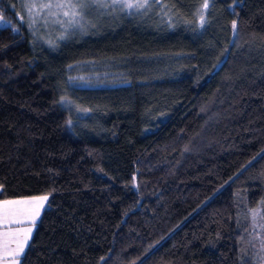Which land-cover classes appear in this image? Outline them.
Returning <instances> with one entry per match:
<instances>
[{"label": "trees", "instance_id": "trees-1", "mask_svg": "<svg viewBox=\"0 0 264 264\" xmlns=\"http://www.w3.org/2000/svg\"><path fill=\"white\" fill-rule=\"evenodd\" d=\"M204 2L0 0V200L47 197L18 264H264V0Z\"/></svg>", "mask_w": 264, "mask_h": 264}, {"label": "rangeland", "instance_id": "rangeland-1", "mask_svg": "<svg viewBox=\"0 0 264 264\" xmlns=\"http://www.w3.org/2000/svg\"><path fill=\"white\" fill-rule=\"evenodd\" d=\"M108 1L114 3L113 0ZM108 1L95 0V2H93V0H70L72 4L79 5L83 3L86 5L84 8H76V11L79 12L80 15L76 16L75 18H73L71 15L73 11L72 8H60L55 6L58 3L67 4L69 3V0H24L25 3H23V0H21L24 5L19 6V9L16 11V13L19 19L26 23V28L30 32H34V29L39 26L40 22L43 23V26H49V23L50 25L54 23L51 20H54L55 25H58L56 31L58 30L57 33L60 34L62 32H71L73 29H88L91 26L99 28L101 25L110 22L111 19H113L111 16L113 9H110V4ZM138 2H142V0H118V2L115 4L122 5L124 8H129L125 6L126 3L135 4ZM42 4H52L53 6L51 8H42L40 7ZM119 8L121 9L120 6ZM65 12H68L69 15H65ZM36 30L37 29H35V31Z\"/></svg>", "mask_w": 264, "mask_h": 264}, {"label": "snow or ice", "instance_id": "snow-or-ice-1", "mask_svg": "<svg viewBox=\"0 0 264 264\" xmlns=\"http://www.w3.org/2000/svg\"><path fill=\"white\" fill-rule=\"evenodd\" d=\"M93 2H95V0H93ZM114 3L118 2V0H113ZM147 2V0H144V2H138V3H126V7H138V8H143L145 6V3ZM53 5L52 4H42L40 5V7L42 8H51ZM56 7H70L73 9L71 15L73 16V18H75L76 16L80 15L79 12L76 11V8H84L86 7L85 4L81 3L79 5L77 4H72L69 0V3L64 4V3H58L55 5ZM102 6H107V5H102ZM209 7L208 5V0H205V2L203 3V5L201 6V9H199L198 11L201 12V15L199 17V23L200 26L203 27L204 23H205V18L204 15L202 14L203 9H207ZM65 15H69L68 12L64 13ZM0 21H2V18H0ZM74 22V21H73ZM236 22L233 21L232 22V27L233 29L236 28ZM47 197L46 196H42V197H29L26 199H22V200H5L3 202H0V223H12L13 222V218L15 217H19V216H26L28 218H34L35 216L39 215V208L42 207V202L44 200H46ZM27 205H32V207H27ZM262 205H264V202H262ZM254 214H258L255 210H254ZM16 223H21L22 221L20 220H15ZM31 232V229H22V228H17V229H10V228H6V230L4 231V233L0 234L3 236V249L5 252V255H11L13 257L19 256L21 252H23V248H24V243L27 242L28 239V233ZM23 234V243H20L18 240V237ZM10 237H12L13 239L16 240V242L18 243V247L14 250H12L11 252H9L8 250V244L11 242L10 241ZM14 264V262H13Z\"/></svg>", "mask_w": 264, "mask_h": 264}, {"label": "crops", "instance_id": "crops-1", "mask_svg": "<svg viewBox=\"0 0 264 264\" xmlns=\"http://www.w3.org/2000/svg\"><path fill=\"white\" fill-rule=\"evenodd\" d=\"M43 195H38V196H30V197H42ZM29 197H23V198H14V199H5V200H22V199H26ZM5 200H0V202H3ZM46 203V200H44L42 202V207L39 208V215L44 207ZM27 207H32V205H27ZM39 215L35 216L34 218H28L26 216H19V217H15L13 218V222L12 223H0V234L4 233V231L6 230V228H10V229H17V228H22V229H31V232L28 233V239L27 242L24 243V248H23V252L24 249L26 247V245L29 242V239L32 235V232L34 230L35 227V223L38 220ZM15 220H20L22 221L21 223H16ZM3 236L0 235V264H18L20 257L22 256L23 252L20 253L19 256L13 257L11 255H5L4 249H3ZM10 239V243L8 244V250L9 252H11L12 250L16 249L18 247V243L16 242L15 239H13L12 237L9 238ZM18 240L20 243H23V234H21L18 237Z\"/></svg>", "mask_w": 264, "mask_h": 264}]
</instances>
